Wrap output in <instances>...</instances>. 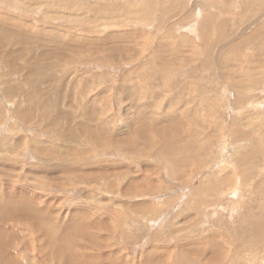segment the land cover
<instances>
[{
    "label": "rangeland",
    "instance_id": "374dc122",
    "mask_svg": "<svg viewBox=\"0 0 264 264\" xmlns=\"http://www.w3.org/2000/svg\"><path fill=\"white\" fill-rule=\"evenodd\" d=\"M0 264H264V0H0Z\"/></svg>",
    "mask_w": 264,
    "mask_h": 264
},
{
    "label": "bare ground",
    "instance_id": "6f19581e",
    "mask_svg": "<svg viewBox=\"0 0 264 264\" xmlns=\"http://www.w3.org/2000/svg\"><path fill=\"white\" fill-rule=\"evenodd\" d=\"M163 1V0H162ZM36 2H37V0H36ZM154 2V1H153ZM41 4V3H40ZM86 6V5H85ZM70 7H71V5H70ZM47 8V7H46ZM105 8V7H104ZM102 9V8H101ZM105 10V9H104ZM107 16V15H106ZM96 17V16H95ZM108 17V16H107ZM104 18V17H103ZM88 20H89V24L90 23H93L92 25H91V27L93 26V25H95V21H93V22H91V18H87ZM104 20H106V19H104ZM109 21V20H108ZM88 22V21H87ZM98 22V21H97ZM110 22H111V20H110ZM100 23H102V22H100ZM102 27V26H101ZM84 38V37H83ZM77 39V38H76ZM62 40V39H61ZM82 40V39H81ZM86 40H88V44H89V42H90V40L91 39H89V38H87L86 37ZM85 39H84V41H82V42H77V43H73V44H71V45H69V43H68V41L66 42V43H62V42H59V38H54V41H53V44H55L58 48H62V49H64V50H70V51H73V52H80V50L82 49V47L83 46H85V44H87ZM93 40V39H92ZM21 41V40H20ZM43 42V41H42ZM119 42H121V41H119ZM47 43V42H46ZM80 45H82V47H80ZM45 46V45H44ZM121 46H124V45H121ZM103 48V47H102ZM121 48H123V47H121ZM120 48V44H117L116 45V49L117 50H120L121 49ZM108 49V48H107ZM83 52V51H82ZM95 53V52H94ZM93 54V53H92ZM102 54V53H101ZM11 55V54H10ZM13 55V54H12ZM13 57V56H12ZM63 58H70V55H64L63 56ZM105 58H108V57H105ZM126 59H127V57H125ZM129 58V57H128ZM89 59V58H88ZM102 59H103V57H102ZM92 60V59H91ZM128 61H132L133 59H131V58H129V59H127ZM36 61V60H35ZM93 61H94V59H93ZM100 61V60H99ZM81 62V61H80ZM83 62H86V60H83ZM89 64V63H88ZM32 82V81H31ZM90 84V83H89ZM32 85V84H31ZM36 85V84H35ZM77 86V85H76ZM55 88V87H54ZM32 90H33V88H32ZM55 91H57V90H55ZM134 91V90H133ZM35 94V93H34ZM38 95V94H37ZM23 96L26 98V99H28V94L26 93V95L23 93ZM85 96H87V95H85ZM57 97V96H56ZM85 98V97H84ZM46 100V99H45ZM30 101V99H28V102ZM91 101H93V100H91ZM90 101V102H91ZM69 102V101H68ZM30 104H32V102H30V103H28V105H30ZM71 106V105H70ZM91 106V105H90ZM29 107V106H28ZM73 108V107H72ZM86 111H87V109H85ZM23 113H25V112H23ZM65 113V112H64ZM67 114V113H66ZM66 114H64V115H66ZM28 115V114H27ZM44 115V114H43ZM69 115V113L67 114V116ZM88 116V115H87ZM20 117V116H19ZM48 116L46 115V118H47ZM44 118V117H43ZM90 118H93L92 117V115H90ZM29 119V118H28ZM52 119V118H51ZM56 119V118H55ZM54 119V120H55ZM47 120V119H46ZM67 120H69V119H67ZM51 122V121H50ZM54 122V121H53ZM68 123V122H67ZM47 124V123H46ZM51 124H52V122H51ZM54 124V123H53ZM47 126V125H46ZM48 127V126H47ZM53 127V126H52ZM50 129V128H49ZM109 130V129H108ZM93 136L96 134V133H94V130H93ZM98 133V132H97ZM104 133V132H103ZM102 133V134H103ZM99 134V133H98ZM97 134V135H98ZM59 135H60V132H59ZM58 135V136H59ZM66 135H68L69 137H70V135H71V132H69L68 131V133H66L65 134V136ZM89 135H90V133H89ZM112 135V134H111ZM74 136V135H73ZM113 136V135H112ZM76 137H79V136H76ZM90 137V136H89ZM104 137V136H103ZM111 137V136H110ZM75 138V137H74ZM113 138V137H112ZM114 139V138H113ZM109 141V140H108ZM121 141V140H120ZM129 141V140H128Z\"/></svg>",
    "mask_w": 264,
    "mask_h": 264
}]
</instances>
